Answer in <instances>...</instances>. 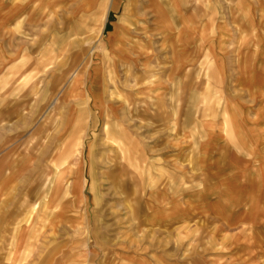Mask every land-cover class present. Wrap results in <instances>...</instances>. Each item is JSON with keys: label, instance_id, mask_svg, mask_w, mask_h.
Returning a JSON list of instances; mask_svg holds the SVG:
<instances>
[{"label": "rangeland", "instance_id": "374dc122", "mask_svg": "<svg viewBox=\"0 0 264 264\" xmlns=\"http://www.w3.org/2000/svg\"><path fill=\"white\" fill-rule=\"evenodd\" d=\"M127 261L264 264V0H0V264Z\"/></svg>", "mask_w": 264, "mask_h": 264}, {"label": "crops", "instance_id": "0c3cea01", "mask_svg": "<svg viewBox=\"0 0 264 264\" xmlns=\"http://www.w3.org/2000/svg\"><path fill=\"white\" fill-rule=\"evenodd\" d=\"M228 122L229 121H227L225 124H226V126L228 127ZM89 260H90V258H89ZM119 264H121V263H119ZM126 264H133L131 261H127V263ZM140 264H141V262H140ZM144 264H146V262H144Z\"/></svg>", "mask_w": 264, "mask_h": 264}, {"label": "bare ground", "instance_id": "6f19581e", "mask_svg": "<svg viewBox=\"0 0 264 264\" xmlns=\"http://www.w3.org/2000/svg\"><path fill=\"white\" fill-rule=\"evenodd\" d=\"M73 76V75H72Z\"/></svg>", "mask_w": 264, "mask_h": 264}]
</instances>
